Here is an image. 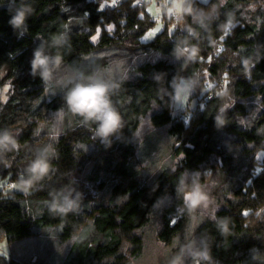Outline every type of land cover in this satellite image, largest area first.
Wrapping results in <instances>:
<instances>
[{
  "label": "trees",
  "instance_id": "16d2710c",
  "mask_svg": "<svg viewBox=\"0 0 264 264\" xmlns=\"http://www.w3.org/2000/svg\"><path fill=\"white\" fill-rule=\"evenodd\" d=\"M152 1L163 8V29L144 40L156 25L147 10ZM192 2L194 16L176 22L165 13L164 0H0V130L17 133L19 144L0 156V178L18 187L39 149L52 144L57 153L54 171L32 191L0 187V238L12 243L28 237L33 226L41 233L50 226L52 242L66 250L46 254V262L129 264L144 253L147 238L141 234L150 226L149 233L172 251L189 222L178 178L187 174L190 182L201 174L200 182L223 179L224 204L215 215L229 218V233L221 235L206 217L196 228L198 241L209 244L217 264H256L238 247L255 241L247 212L264 207V160L257 159L264 151V0ZM21 3L31 13L19 35L9 20ZM64 32L68 44L51 51L66 67L123 65L124 82L112 101L124 128L110 147L94 136L95 125L67 110L56 123L62 93L52 95L31 75L35 47ZM177 45L193 51L177 58ZM183 78L198 102L186 111L188 124L177 129L174 87ZM146 116L155 133L162 130L171 140L162 152L171 153L168 165L142 156L139 129ZM68 185L83 193L80 211L50 212V193ZM258 249L264 253V244ZM0 264L35 262L0 254Z\"/></svg>",
  "mask_w": 264,
  "mask_h": 264
},
{
  "label": "clouds",
  "instance_id": "9594fccd",
  "mask_svg": "<svg viewBox=\"0 0 264 264\" xmlns=\"http://www.w3.org/2000/svg\"><path fill=\"white\" fill-rule=\"evenodd\" d=\"M165 13L179 22L186 16H194L192 0H164ZM167 9H171L167 12ZM10 26L19 35L27 30V20L31 8L21 3L12 11ZM195 18V17H194ZM203 19V16L199 17ZM225 29L231 27L229 21ZM69 38L66 32L54 35L50 41H42L33 50L30 61L31 75L39 77L43 87L52 93L57 90L62 93V106L56 111L58 114L54 121L59 123L65 110L73 116H78L85 124L95 125L94 136L105 146L110 147L113 137L123 134L124 123L119 110L112 101V96L119 90L124 78H119L123 73V65L113 61L111 66L100 65H76L71 68L63 64V57L52 49H59L68 44ZM192 48H184L177 45L174 53L177 58L190 55ZM160 77H157L159 80ZM190 84L181 82L174 87V98L186 91H190ZM221 126L223 120L216 119ZM55 137H52L54 139ZM17 133L11 129L0 130V156L18 150ZM53 145L39 149L34 159L27 165L24 174L20 177L18 187L28 193L50 175L54 169L51 161L56 158ZM198 175V174H197ZM178 196L182 197V213H187L190 219L197 214L215 221L221 235L229 233V218H218L215 215L218 205L214 197L207 191L198 179L189 182L187 174H181L178 178ZM51 200L48 203L50 212L60 215L78 213L81 208L83 193L73 186H64L50 193ZM178 251L173 255L168 264H217L211 254L209 244L201 239L197 240L194 230L188 232L184 242L177 243ZM251 259L256 264H264V253L253 247L250 249Z\"/></svg>",
  "mask_w": 264,
  "mask_h": 264
},
{
  "label": "rangeland",
  "instance_id": "374dc122",
  "mask_svg": "<svg viewBox=\"0 0 264 264\" xmlns=\"http://www.w3.org/2000/svg\"><path fill=\"white\" fill-rule=\"evenodd\" d=\"M115 1V0H111ZM147 10L151 13V15L156 19V25L154 28L149 31L145 36H143L144 40H150L152 39L160 30L163 29V21H162V14H163V8L159 7L155 2H149L147 5ZM171 9H169V12ZM154 33V34H153ZM95 38V39H94ZM91 39L93 41H98L99 34L92 35ZM185 82L190 84L191 88L190 91H186L184 94H182L179 97L174 98L173 102V110L172 115L178 122H176V127L179 129L181 123L183 125H187L189 121V117H187L188 114H186V111H192L195 109L196 104L198 102V99L193 96L194 87L191 83H189L186 79H181L179 83ZM186 114V117L184 118V122L181 121V118L184 117ZM185 123V124H184ZM160 130V129H159ZM140 135H141V153L142 156L146 159H151L153 156L156 158H160L157 160V166H163L168 165L171 161V153L170 151L162 155V152L165 153L167 149L170 146L171 140L169 137H167L166 134H164L161 131H157L154 127V125L151 122L150 116L144 117L142 121V126L139 129ZM257 159L260 161L264 160V151H260L257 154ZM156 164H154V167ZM201 176V174H195L190 176L192 179H198ZM200 181V180H199ZM224 184L223 179L221 178H207L204 182H201V184L204 186V188L209 191L215 199V203L219 206L218 209L224 204V189L221 185ZM0 187H6L7 189L16 190L18 187L12 186L10 184L9 179H1L0 178ZM217 211V210H216ZM248 216L251 218V226H252V233L254 236L255 241L251 243H241L238 247L240 254H247L250 252V249L253 247L258 248L260 244H264V207H262L261 210H252L250 212H247ZM93 216V213L85 214L82 217V221L84 223L88 222ZM158 218V217H157ZM188 222V229L186 231V234L181 238V243L184 242L185 236L188 234V232L194 230L195 236H196V228L199 225L201 221H203L206 217L200 216L197 214V216L194 219H190ZM158 224V219L156 221V225ZM161 223L159 224L160 227ZM150 226L146 227L145 234L142 232L141 235H143L144 239L147 238L146 247L144 253L137 257L136 259H130L129 264H167L168 257L171 258L173 255H175L178 251L177 243L175 242V248L176 250L170 251V247L167 245H164L161 241H159L158 235H154V233H149ZM50 226L44 227L42 230V233L39 229L37 232V228L33 226L31 230V234L23 239L14 241L11 243V250L10 253L17 257L18 259L22 260H28V261H34L35 264H39V262H43L44 264H52V261L48 259V262H46V259L44 258L46 254L55 251L60 250L61 253H64L66 250L65 245L58 246V243H53L52 241H55L54 237L50 236ZM37 232V233H36ZM198 240V236H196ZM3 238H0L2 240ZM1 245V244H0ZM7 245V244H6ZM4 249L0 247V254H7L9 251V247H5ZM262 248V247H261ZM171 255V256H170ZM51 257V256H50Z\"/></svg>",
  "mask_w": 264,
  "mask_h": 264
},
{
  "label": "crops",
  "instance_id": "0c3cea01",
  "mask_svg": "<svg viewBox=\"0 0 264 264\" xmlns=\"http://www.w3.org/2000/svg\"><path fill=\"white\" fill-rule=\"evenodd\" d=\"M0 247L2 248V249H4L3 247H4V244H5V247H7V249H8V247H9V251L7 252V254H5V255H10L11 253H10V250H11V243H9L6 239H2V240H0ZM7 244V245H6ZM12 255V254H11ZM14 256V255H13ZM15 257V256H14Z\"/></svg>",
  "mask_w": 264,
  "mask_h": 264
},
{
  "label": "built area",
  "instance_id": "2783aa9c",
  "mask_svg": "<svg viewBox=\"0 0 264 264\" xmlns=\"http://www.w3.org/2000/svg\"><path fill=\"white\" fill-rule=\"evenodd\" d=\"M157 2H158V3H160V2H161V0H157Z\"/></svg>",
  "mask_w": 264,
  "mask_h": 264
},
{
  "label": "snow or ice",
  "instance_id": "6c2138e0",
  "mask_svg": "<svg viewBox=\"0 0 264 264\" xmlns=\"http://www.w3.org/2000/svg\"><path fill=\"white\" fill-rule=\"evenodd\" d=\"M154 34V33H153ZM95 39V38H94Z\"/></svg>",
  "mask_w": 264,
  "mask_h": 264
}]
</instances>
